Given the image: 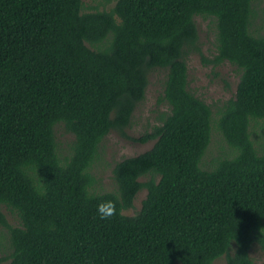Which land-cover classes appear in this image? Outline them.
Instances as JSON below:
<instances>
[{"label":"trees","instance_id":"1","mask_svg":"<svg viewBox=\"0 0 264 264\" xmlns=\"http://www.w3.org/2000/svg\"><path fill=\"white\" fill-rule=\"evenodd\" d=\"M89 1L0 0V264H257L261 0ZM195 17L214 34L203 63L228 64L237 78L219 105L188 86L186 60L199 52ZM150 72L162 76L158 103L169 113L130 138L124 131ZM59 131L69 136L64 155ZM110 132L154 143L115 163L116 190L96 193L91 170ZM215 135L225 146L206 159ZM142 189L139 209L126 214ZM108 200L117 214L100 219L97 205Z\"/></svg>","mask_w":264,"mask_h":264},{"label":"rangeland","instance_id":"2","mask_svg":"<svg viewBox=\"0 0 264 264\" xmlns=\"http://www.w3.org/2000/svg\"><path fill=\"white\" fill-rule=\"evenodd\" d=\"M86 3L89 0H84ZM113 4L110 2L109 6ZM260 5L264 6V0H261ZM262 16V13H259ZM195 22L198 30V53H190L187 57V74L189 89L200 99L204 100L208 105H219L222 102L232 97L235 90V83L237 78L233 72V68L228 64L212 67L203 63V58H212L214 34L208 28V20L201 17H195ZM162 76L159 72H150L148 74V85L145 92L144 100L134 109L131 123L125 129V134L130 138H138L144 135L145 132H151L154 126L161 124V117L168 114V108L159 104L158 101L162 97ZM254 145L258 150L262 149L264 141L263 138L258 139L261 131L255 129ZM57 138L60 143L59 149L61 154H66V141L69 139L68 135H64L62 131L57 133ZM256 140H259L257 142ZM154 141L140 143L132 141L119 135L117 132H110L102 143V150L98 161L91 170L95 178V192L105 193L116 190V185L112 179V168L115 163L128 157H134L142 154L150 149ZM224 143L220 136H214L209 144L206 159L214 157L219 153V149L224 147ZM208 155V157H207ZM143 181V180H141ZM146 191L140 190L133 202L134 209L128 210L126 214L132 215L139 207L141 200L144 198ZM8 220L14 223L9 217ZM1 230V229H0ZM3 251L0 247V253ZM252 259L257 264L264 263V254L257 245L250 250ZM4 264V263H3ZM214 264H225L224 259L216 261Z\"/></svg>","mask_w":264,"mask_h":264},{"label":"clouds","instance_id":"3","mask_svg":"<svg viewBox=\"0 0 264 264\" xmlns=\"http://www.w3.org/2000/svg\"><path fill=\"white\" fill-rule=\"evenodd\" d=\"M44 195V192H40ZM97 213L100 219H109L117 214V206L114 200L102 201L97 205Z\"/></svg>","mask_w":264,"mask_h":264}]
</instances>
